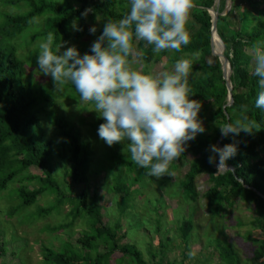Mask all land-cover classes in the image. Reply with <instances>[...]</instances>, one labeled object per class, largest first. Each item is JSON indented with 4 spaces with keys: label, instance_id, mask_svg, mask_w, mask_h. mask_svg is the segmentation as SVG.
Returning <instances> with one entry per match:
<instances>
[{
    "label": "trees",
    "instance_id": "trees-1",
    "mask_svg": "<svg viewBox=\"0 0 264 264\" xmlns=\"http://www.w3.org/2000/svg\"><path fill=\"white\" fill-rule=\"evenodd\" d=\"M231 3V8L226 11L227 0H221L217 23L218 33L226 48L225 56L232 65L230 79L234 102L231 106H227L229 92L222 63L213 55L211 45L213 17L210 10L216 0H194L192 22L186 25L191 34V42L183 46L181 51L174 50L170 56L172 63L182 56L193 60V74L198 76L190 78V87L194 93L190 98L202 101L199 117L203 119L206 128L205 132L188 142L186 151L175 161L183 162L192 158L181 186L191 202H196L200 196L197 179L202 175L207 176L210 186L203 197L207 200L210 215H224L236 205V201L251 206L254 224L263 234L256 239L253 262L264 264V113L255 108L259 85L258 77L251 71L253 61L249 54L253 44L264 41V0H231ZM9 8L12 10L9 11ZM129 8L130 0H0V191L7 192V216L19 217L30 212V208L41 197L52 196L57 205V215L65 214L66 220L70 221L58 228L47 226V232L69 229L78 220L88 221L89 229L83 236L73 240L70 247L58 251L43 248L44 264H111L117 252L128 258L131 264H179L167 258L163 242L160 244V252L151 250L150 261L145 260L137 246L120 244L124 238L120 236L121 218L127 216L135 200L133 187L140 184L144 177H149L146 170L131 160L129 151H126L128 156L115 153L113 162L117 161L119 174L110 190L118 199L120 217L111 226L106 222L102 205L90 195L88 187L93 151L87 143L81 142L79 134L67 130L61 120L52 119L58 136L69 142L68 149L64 148V153H61L65 165L64 189L55 176L53 145L46 139L39 119V114L46 112V107L52 102L48 85L34 82L31 76L27 78L29 71L38 67L37 61L33 55L32 66H29L18 53L17 39L35 25H38V31L33 32L31 41L25 43V47H32L37 41L44 40L51 31L56 36V43L69 41V44L64 45L65 48L75 44L81 54L88 52L91 45L78 44L90 35L89 17L95 21L100 16L105 24L108 17L122 18ZM85 9H91L87 17L82 15ZM34 17H38L40 22L33 23ZM77 18L83 31L72 28V21ZM102 31L103 28L100 34ZM35 49L39 53L37 46L27 55L34 53ZM138 50L145 64L154 60L157 54L153 46L147 45L145 41H139ZM168 52L163 50L159 54L166 57ZM197 52L198 57L194 55ZM68 87L72 91L76 90L74 85L68 84ZM237 121L252 131L242 130L239 135L223 136L219 125L225 122L235 124ZM103 122L96 123L95 130ZM221 139V147L228 143L238 145L237 154L227 161L228 167L234 171L218 172V155L216 163L209 162L210 155H213L210 146H219ZM32 169H38L42 174L32 175ZM83 183L87 184L84 192L75 193L74 186ZM14 184L18 185L12 190L10 186ZM64 209H68L66 213ZM52 211L41 210L39 220L51 215ZM21 224L31 223L28 219L21 221ZM192 229L191 220L185 221L181 227L187 244ZM218 247L224 264H241L232 245L219 243ZM0 253L4 254L2 249ZM184 258H187L186 255Z\"/></svg>",
    "mask_w": 264,
    "mask_h": 264
},
{
    "label": "rangeland",
    "instance_id": "rangeland-1",
    "mask_svg": "<svg viewBox=\"0 0 264 264\" xmlns=\"http://www.w3.org/2000/svg\"><path fill=\"white\" fill-rule=\"evenodd\" d=\"M10 10L12 9L9 8ZM190 22H192L191 13L187 24ZM89 25L90 27L96 25L98 30L95 34L90 33L88 37L84 38L78 44L79 46H88L94 42L104 26L103 19L97 20L96 17L95 21H91L89 17ZM37 26L35 25L29 32H25L17 39L18 53L20 57L26 59L29 66H32L33 55L37 61L39 53H36L37 49H35L34 53L27 54L33 47L39 46L41 40L32 47H25L24 44L31 41L33 32L38 31ZM138 47L139 41L135 42L134 45L132 56L134 67L152 73L173 70L175 63L170 62L169 59L174 50H169L166 57L157 53L154 60L145 64ZM29 76L32 80L34 79V82H42L44 85H48L51 94L52 102L46 107V112L39 114V119L46 139L51 141L53 145L55 176L66 190V184L63 180L65 165L61 160V153H64V148L68 149L69 142L58 136V131L53 127L52 119L61 120V124L67 130L79 134L81 142L87 143L93 151L91 172L88 174L90 195L94 196L96 201L102 205L106 222L113 226L120 217L117 210L118 199L110 190L119 174V166L116 165L117 161L113 162V159L115 153L127 154L126 143L117 142L115 145L109 146L100 139L95 126L96 123L103 121V118L99 117L98 112L93 110L94 102L81 101L78 92L72 91L68 84L64 86L63 92L56 91L52 77L40 73L38 67L31 69L27 78ZM197 76L198 74H193L191 78ZM69 86L73 85L69 83ZM191 159L189 157L183 162L174 160L170 164L171 175L144 177L140 184L133 187L135 188L133 189L135 200L132 202V207L127 216L121 218L120 236L124 238L120 244L137 246L142 251L145 260L150 261L151 250L160 252L162 250L160 244L163 242L167 249L164 250L167 258L179 264L183 262L184 264H224L218 244H230L238 253L241 264H257L253 262V254L257 247L256 239L261 238L263 234L254 224L251 206L236 201V205L224 215L220 217L210 215L207 209V200L203 197L210 186L205 175L197 179V190L200 193L198 200L196 202L188 200L181 186L183 178L189 170ZM30 174L41 175L42 173L38 169H32ZM68 181L72 183L71 179ZM17 185H11L10 188L13 190ZM86 185V183L75 185V193L84 192ZM10 188L8 193L11 192ZM6 196L7 192L0 191V230L2 231L0 234V251L2 249L4 253L3 255L0 253V264H44L42 263L43 248L47 247L58 251L61 248L70 247L73 240L83 236L89 229L87 220H78L74 227L69 229H61L56 233L47 232V226L58 228V226L70 221L69 219L66 220L65 214L57 215L59 214L56 210L57 205L53 202L54 197L52 196L41 197L30 208V212L19 217L9 218L7 216L9 210L6 204ZM43 209H52L53 213L39 220L40 212ZM67 210L64 209V213ZM28 219L30 225L21 224V221L25 222ZM190 220L193 223V229L187 244L181 227L184 226L185 221ZM104 248L106 247L104 246ZM185 255L187 258H184ZM111 264H131V262L121 252H117L113 256Z\"/></svg>",
    "mask_w": 264,
    "mask_h": 264
},
{
    "label": "clouds",
    "instance_id": "clouds-1",
    "mask_svg": "<svg viewBox=\"0 0 264 264\" xmlns=\"http://www.w3.org/2000/svg\"><path fill=\"white\" fill-rule=\"evenodd\" d=\"M193 7L194 0H130L128 12L119 19L108 17L90 51L83 54L75 44L65 48L69 41L56 43L51 31L39 42V72L52 77L56 91L63 92L70 83L81 101L94 102L93 110L104 121L97 129L100 139L109 146L125 142L131 160L149 176L171 175L170 164L206 128L199 117L202 101L190 98L194 95L190 87L193 60L182 56L171 71H142L133 66L134 41H145L155 53L181 51L191 42L186 25ZM89 11L85 9L82 15L87 17ZM32 22L40 21L34 17ZM72 28L83 31L78 18ZM97 30L93 25L89 32ZM249 54L259 85L255 108L264 113V41L253 44ZM219 127L225 137L252 131L240 121ZM210 151V163L219 157V172L228 168L227 161L237 154L238 145L212 144Z\"/></svg>",
    "mask_w": 264,
    "mask_h": 264
},
{
    "label": "water",
    "instance_id": "water-1",
    "mask_svg": "<svg viewBox=\"0 0 264 264\" xmlns=\"http://www.w3.org/2000/svg\"><path fill=\"white\" fill-rule=\"evenodd\" d=\"M221 0H216L215 6L210 10L211 15L213 17V26H212V36H211V45H212V52L215 57H218L222 63V68L224 71V78L227 82V87H228V92H229V103L227 106H231L234 102L232 91H233V86L231 83V74H232V65L229 61V59L225 56V44L222 41L218 29H217V23H218V18H219V7H220ZM232 6L231 0H227V5H226V11L229 10ZM225 11V12H226ZM226 106V107H227ZM228 116V114H226ZM229 119V116H228ZM221 141L219 142V146L221 147ZM222 170H232L234 169L232 167L228 168H223ZM244 183V182H243Z\"/></svg>",
    "mask_w": 264,
    "mask_h": 264
}]
</instances>
